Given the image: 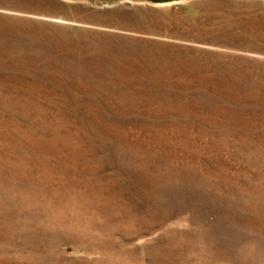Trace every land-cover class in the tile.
Here are the masks:
<instances>
[{
  "label": "rangeland",
  "instance_id": "374dc122",
  "mask_svg": "<svg viewBox=\"0 0 264 264\" xmlns=\"http://www.w3.org/2000/svg\"><path fill=\"white\" fill-rule=\"evenodd\" d=\"M0 264H264V0H0Z\"/></svg>",
  "mask_w": 264,
  "mask_h": 264
}]
</instances>
